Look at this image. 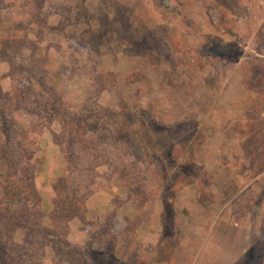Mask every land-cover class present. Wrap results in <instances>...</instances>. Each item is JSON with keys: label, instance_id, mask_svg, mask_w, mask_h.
Instances as JSON below:
<instances>
[{"label": "rangeland", "instance_id": "rangeland-1", "mask_svg": "<svg viewBox=\"0 0 264 264\" xmlns=\"http://www.w3.org/2000/svg\"><path fill=\"white\" fill-rule=\"evenodd\" d=\"M0 3V49L14 39L25 45L9 49L14 65L0 58V143H8L2 128L12 129L11 141L18 132L46 212L70 166L82 188L92 185L87 218L98 222L27 236L41 212L15 225L6 217L19 200L8 203L14 172L1 161L0 247L13 244L24 264H264V80L253 79L264 66V0ZM46 60H54L50 75ZM32 77L48 95L37 80L28 89ZM50 88L65 99L60 121ZM144 193L138 213L130 197ZM117 199L121 219L140 217L132 238L96 233ZM5 258L0 249V264Z\"/></svg>", "mask_w": 264, "mask_h": 264}, {"label": "trees", "instance_id": "trees-1", "mask_svg": "<svg viewBox=\"0 0 264 264\" xmlns=\"http://www.w3.org/2000/svg\"><path fill=\"white\" fill-rule=\"evenodd\" d=\"M0 9H2L1 3H0ZM31 15H33V13H29ZM37 16V14L35 15ZM49 20V19H48ZM34 25L36 26V29H39L40 24L36 21H33ZM46 27H50L47 23L45 25ZM8 42V44H7ZM2 45V48L0 49V58H6L7 60L9 59V63L10 64H15V62L13 60H11L8 56V52L9 49L14 50L17 54L21 53L22 50L24 49L25 45L24 43L20 44L18 42V39H14V41L10 42L7 41ZM6 45V46H5ZM36 56L39 58V62L42 63L43 59L42 57H39L38 55L41 54V48L37 47L36 52H35ZM42 61H41V60ZM50 59V58H47ZM54 61V60H53ZM52 60H46V63L43 64V69H45L47 71V73L50 75L51 73V67L53 68L52 64H53ZM59 66H61L59 64ZM59 66H55L54 67V71L57 70L59 68ZM14 67V66H13ZM19 69L22 70V72L24 74H26V69H24L23 67L19 66ZM15 73H10L7 77H9V79L12 80L13 83H16V76H14ZM264 66L261 67L260 69L257 70V73L254 74L253 79L255 80V82L260 85L262 83V81L264 80ZM34 80H37V84L43 89V93L41 94V97L43 98L44 95H48V92L45 90V85L46 82H44L43 80H38L35 77H32L29 80L30 85L28 86V89H31L30 91H32V87L34 85ZM247 82L249 81V78L246 80ZM257 85V86H258ZM251 86L248 85V88H250ZM45 88V89H44ZM51 89V88H50ZM48 90V89H47ZM53 92L57 93L58 95L55 96V99L52 96V103L54 105H59V112L55 111L54 112V119H59V121L61 120V116L65 115V112L68 113V110L65 111V109L63 108V104H65V99H62V95L59 94V90L57 89H51ZM16 92V90H15ZM22 92V91H21ZM19 96L18 97H24L23 93H18ZM1 98V95H0ZM4 99H8V98H2V100ZM15 99V98H14ZM21 98H16V100H19ZM10 101V99H8ZM8 105V104H7ZM61 106V107H60ZM61 108V109H60ZM62 113V115H61ZM34 114V113H33ZM70 114V113H69ZM36 115V114H35ZM70 115H68L67 117H69ZM51 125V123H50ZM49 125V126H50ZM50 128V127H49ZM2 130L4 131V140L7 141L8 143H0V162L3 161L4 162V166L6 168L9 167L10 169V175L13 173L12 176H8V177H12L11 180V184L13 186H6L5 187V195L9 198L8 203L10 202V200H19V208L18 209H13V210H7V218L9 220H11V223L13 225H15V222L22 218L24 220H26L28 218L27 216V212H33V213H37V212H41V215H39L38 219H41L38 222H35L32 224V226H36L37 228H26L27 231V236L35 239V240H40V239H47L48 233H50L49 231L52 230V233L55 231L53 228L60 226L65 232L66 229L69 226V223L71 221L74 220H79L80 222H82L83 224H90L93 227L98 225V222H90L87 218V201L88 198L90 196V193L88 191V188L90 186H92L91 184H88V186H86L87 189L82 188L81 185V179L79 177H73V175H75V173L73 172L72 168L69 166H67V172L65 175L60 176L59 178H57V181L53 184V190H54V199H53V208L46 212L43 210V200L42 198L39 196V193L36 192V186H35V182H34V177L32 175L27 174V169H29V167L33 166V164L31 163V156L28 154V152L24 151V144L23 142L20 140L21 137H18V132L15 134V140L11 141V130L10 128H2ZM50 133L52 135H54V131L49 129ZM63 130H66V136L74 138V129H67L64 128ZM56 138V137H55ZM24 141V138H23ZM57 142V141H55ZM13 145L14 143L18 144L19 150L16 152L14 151V155H10L11 153L8 151V146L7 144ZM58 143V142H57ZM70 160H68L69 162ZM24 163H26L27 166L24 165ZM3 165V164H2ZM69 165V164H67ZM14 170V171H13ZM20 173V180H16V174L17 172ZM30 177L31 180H28V178ZM127 186L130 187V184H132L131 181H127L125 183ZM16 189V191H15ZM143 189V188H142ZM141 189V190H142ZM32 200V202L34 203L33 205L28 203L30 199ZM148 195L142 194H138L136 196H131L130 197V201H131V205L132 207L139 213L140 209L148 202L147 200ZM37 199V201H36ZM123 202H119V200H114L112 202V205L114 206V209L112 211H107L104 214L105 218V229L103 232H99L96 231L97 234H104V235H112V234H119L122 235L123 237L129 239L132 238L134 236V234L136 233L137 229L139 228V218L138 216H136V218L134 219H121V217L119 215H117V211L118 209H121V207L123 206ZM41 209L43 210V212L41 211ZM49 214V215H47ZM53 216L55 217L56 220L59 219V221H56L55 219H52ZM103 216V214L101 215ZM48 217L51 218V222L52 225L51 226H46L47 223V219ZM63 221H65V224H62ZM44 224V226H43ZM101 234V235H102ZM38 235V237H37ZM64 235V234H63ZM12 236V234H11ZM65 238L68 237V234L66 233V235H64ZM98 235H96L97 237ZM8 238H10V236L8 235ZM99 237H97L96 239H98ZM48 244L46 246H49L53 253L55 254V252L57 251L56 246L54 245L53 241H47ZM60 245L65 248L64 244H65V240H60ZM67 243V241H66ZM93 245V243H92ZM5 246H7L6 248L0 247V249L2 250V254L3 256H5L6 258L4 259V264H24L25 260L23 258L22 255H16L14 254L16 252L17 249L14 248L13 244H5ZM5 249L9 250V253L7 254V256L5 255ZM14 252V253H13ZM19 256V257H18ZM41 263V262H40ZM56 264H58L56 262Z\"/></svg>", "mask_w": 264, "mask_h": 264}, {"label": "crops", "instance_id": "crops-1", "mask_svg": "<svg viewBox=\"0 0 264 264\" xmlns=\"http://www.w3.org/2000/svg\"><path fill=\"white\" fill-rule=\"evenodd\" d=\"M248 244V243H247ZM237 250H239V248H237V247H233L232 246V250H230L231 252V254L237 259V260H239V258H240V255H239V253L238 252H236ZM250 250H248L247 252H249ZM239 261H242V258L239 260ZM238 261V262H239ZM236 262V261H235ZM235 264H237V263H235Z\"/></svg>", "mask_w": 264, "mask_h": 264}]
</instances>
